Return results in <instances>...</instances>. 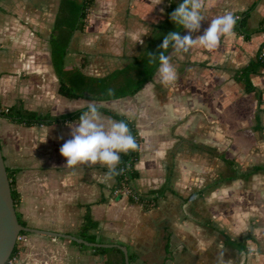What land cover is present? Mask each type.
Masks as SVG:
<instances>
[{"label": "crops", "instance_id": "obj_1", "mask_svg": "<svg viewBox=\"0 0 264 264\" xmlns=\"http://www.w3.org/2000/svg\"><path fill=\"white\" fill-rule=\"evenodd\" d=\"M59 2L0 1V101L10 105L21 98L28 108L50 113L95 102L125 115L143 137L132 187L152 193L165 183L170 169L171 189L155 203L115 194L117 177L110 186L100 182L106 167L64 166L67 158L60 148L72 139L68 122L25 125L0 117L5 162L15 170L21 193L17 212L27 225L82 237L89 209L96 220L89 231L95 241L125 245L128 253L137 254L130 264H219L221 254L224 264H264V66L250 74V84L241 77L259 54L264 29L246 37L235 25L234 35L222 38L214 51L197 46L178 54L171 49L177 79L167 86L157 69L135 94L68 97L59 91L50 43ZM119 2L124 6L116 21L107 19L101 3L93 10L89 34L75 32L67 66L82 55L88 60L84 70L94 75L126 65L143 50L153 24L165 18L171 4ZM253 4L249 28L264 19V0H206L207 18L191 33L193 38L204 33L212 18L228 11L237 17ZM53 14L48 25L44 21ZM37 17L47 28L45 38L32 29ZM187 34L184 29L181 35ZM139 39L144 43H136ZM100 112L105 123L120 121ZM72 240L29 231L27 250L16 264H106V256L93 245Z\"/></svg>", "mask_w": 264, "mask_h": 264}, {"label": "trees", "instance_id": "obj_2", "mask_svg": "<svg viewBox=\"0 0 264 264\" xmlns=\"http://www.w3.org/2000/svg\"><path fill=\"white\" fill-rule=\"evenodd\" d=\"M181 2L182 0H171L167 15L162 21L153 24L152 35L147 41L145 47L139 54L135 55L129 63L122 67H117L107 74L94 75L84 70V60L80 65L67 66L66 55L69 51L70 43L75 32L77 30L83 31L86 29L90 10L94 5L95 0H60L55 21L50 32L52 62L59 77L60 93L68 97L85 96L95 99H111L138 92L145 85V83L154 76L159 67L158 61L155 64L148 62L149 52L159 54L163 51V49L159 48V45L163 43L165 35L174 31H179L180 34H182L184 30L182 27L177 26L170 18V14ZM253 7L254 4L249 6L246 10L240 12L237 16L238 19L236 26L246 37L250 36V34L254 31L264 29V19L256 28H249L247 26V20ZM262 45H264V42ZM261 48L257 58L251 61L250 64L241 72V77L247 82V84H250V74L260 70L264 66V55L261 54ZM170 51L171 48H169L165 54L168 55ZM108 89H114L115 95H108ZM85 110L86 106L63 113L40 112L38 110L28 108L21 98L17 99L10 105H4L0 101V116L9 119L12 122L25 125L51 124L56 122L65 123L71 120H77L82 114V111ZM100 110H103L120 120H125L129 125L132 135L136 138L137 143L140 145V150L138 151L130 152L129 154L121 153V163L118 168L123 169V172L116 176V186L129 184L130 181L139 175L136 163L140 157L141 142L143 137L139 133L136 125L125 115L105 107H102ZM7 170L11 182L12 195L17 208V204L21 198V193L16 186V172L9 166H7ZM170 178L171 172L169 169L165 183L161 187L152 190V193H147V195H150L149 197H141L139 202L155 203L158 195L164 194L165 191L171 189ZM129 198L135 201L132 196H129ZM18 217L19 221L23 225H27V221L19 213ZM95 225L96 220L93 218L91 211L88 209L81 225L82 237L90 241H95V236L89 232ZM28 233L29 231L27 230H21L19 235L24 236ZM72 241L79 243L76 240ZM80 244L86 245L84 243ZM231 244L239 246L237 241H231ZM244 244L245 243L243 242L242 246ZM92 247L95 252L102 253L106 256V264H127L125 252L117 245L108 247ZM23 249V242L20 238H18L9 259L17 257ZM136 257V253H129L130 262ZM5 264H8V262ZM141 264L151 263L142 262Z\"/></svg>", "mask_w": 264, "mask_h": 264}, {"label": "clouds", "instance_id": "obj_3", "mask_svg": "<svg viewBox=\"0 0 264 264\" xmlns=\"http://www.w3.org/2000/svg\"><path fill=\"white\" fill-rule=\"evenodd\" d=\"M205 9L206 0H182L170 14V18L177 26L187 29L189 34L182 36L179 31L169 32L164 36L163 43L159 45L163 51L159 54L149 52L148 62L153 64L159 62L158 73L160 82L164 86L177 79V69L171 62V57L165 54L169 48L178 54L189 53L197 46L214 51L220 47L222 38L234 35L238 18L228 11L212 18L210 26L204 30V33L193 38L191 33L198 32L201 29V22L207 18L203 14ZM137 42L144 43L143 39ZM108 95H115V90L108 89ZM102 107L103 104L89 102L76 123L68 122L72 139L61 146L60 153L67 158L64 166L70 169L81 165L92 168L97 164L106 167L107 172L100 182L110 186L109 182L123 172V169L118 168L121 163V153L138 151L140 145L125 120H108L105 123L100 112ZM219 264H224L222 254L219 257Z\"/></svg>", "mask_w": 264, "mask_h": 264}, {"label": "water", "instance_id": "obj_4", "mask_svg": "<svg viewBox=\"0 0 264 264\" xmlns=\"http://www.w3.org/2000/svg\"><path fill=\"white\" fill-rule=\"evenodd\" d=\"M21 230L38 231L47 234H56L69 237L78 242H83L93 246H114L117 245L123 249L126 255V263L130 264L128 248L118 243H105L90 241L83 237L76 236L65 232H55L51 230L23 225L19 221L15 200L12 195L10 178L8 176L7 165L5 162L2 146L0 142V264H5L16 245Z\"/></svg>", "mask_w": 264, "mask_h": 264}, {"label": "rangeland", "instance_id": "obj_5", "mask_svg": "<svg viewBox=\"0 0 264 264\" xmlns=\"http://www.w3.org/2000/svg\"><path fill=\"white\" fill-rule=\"evenodd\" d=\"M118 1H121V0H107V1H104V3L103 2H101L103 5L105 4V6L103 7V8H105L106 9V16H107V19L109 20V17H110V20H114V21H116V19H117V14L118 15H121V12L120 11H123V4H120V2H119V4L117 3ZM101 3H100V1L99 0H95V3H94V5L92 6V8H91V10H90V14H89V18H88V24H87V27H86V29L85 30H83V31H81L82 33L81 34H83V35H86V34H89V25L91 24V22H92V20H91V16H92V14H93V10L96 8H99V5H101ZM117 5H119L118 7H120V8H115V6H117ZM120 10V11H119ZM95 12V11H94ZM95 14V13H94ZM53 16H54V14L53 15H51V18H49V19H47V20H45L44 22H47V24L49 25V24H51V22H52V19H53ZM37 22H31L32 23V29L38 34V36L39 37H41V38H45V36H46V33H47V31L45 32V29H47L46 27H44V26H42V24H40L41 22H43L42 21V19H40V17L38 18L37 17ZM41 20V21H40ZM95 21V18H94V20H93V22ZM97 21V20H96ZM33 26H35V28L33 27ZM78 31V30H77ZM44 33H45V35H44ZM74 36V35H73ZM85 61V65H84V68L86 67V65H87V63H88V60H87V56L86 55H82L79 59H78V63L77 64H73V65H80L81 63H82V61ZM0 117H2V116H0ZM5 118V117H4ZM1 130V134H2V138H3V140H4V143H5V134L3 133V130L2 129H0ZM6 148V147H5ZM20 240L23 242V245H24V249L20 252V254L17 256V257H15V258H13L12 259V262H10V261H8V264H16L17 263V261L19 260V258L21 257V255L27 250V244H26V235H24V236H22V238H20Z\"/></svg>", "mask_w": 264, "mask_h": 264}, {"label": "built area", "instance_id": "obj_6", "mask_svg": "<svg viewBox=\"0 0 264 264\" xmlns=\"http://www.w3.org/2000/svg\"><path fill=\"white\" fill-rule=\"evenodd\" d=\"M261 54L264 55V45H262ZM131 182L132 181H130L129 184H124L123 186H116L113 190L114 193L115 194H126L128 196H132L135 199V201H139L141 199V197H149L150 196V195H147V193H139L138 191H135L131 185ZM18 238H22V236L19 235ZM8 261L12 262V259H9Z\"/></svg>", "mask_w": 264, "mask_h": 264}]
</instances>
